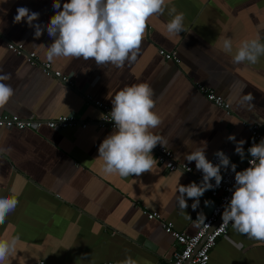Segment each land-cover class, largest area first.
Wrapping results in <instances>:
<instances>
[{
	"label": "crops",
	"instance_id": "0c3cea01",
	"mask_svg": "<svg viewBox=\"0 0 264 264\" xmlns=\"http://www.w3.org/2000/svg\"><path fill=\"white\" fill-rule=\"evenodd\" d=\"M64 2L60 0L61 7ZM172 4L184 13V31L167 32L171 19L167 9L150 17L136 60L123 67L55 58L53 67L74 83L71 86L46 76L39 66L8 49L9 42L21 43L48 61L45 53L52 38L46 25L57 11L53 0H0V74L11 75L3 82L14 89L0 115L51 119L75 114L89 122L86 128L65 130L0 127V195L19 194L15 210L0 224V238L20 237L11 264H121L128 256L137 264H169L174 238L145 212H158L179 231L194 234L200 227L197 216L203 212L206 217L213 204L205 191L196 209L186 195L188 207L178 206V184L193 182L199 171L185 157L206 144L208 159L222 148L231 152L234 163H243L227 136L244 139L245 149L250 130L244 122L264 123V56L255 64L233 63L232 56L245 39L259 35L264 43V0H172ZM20 6L40 14L33 22L43 29L38 38L26 21L13 22ZM225 38L232 40V53L222 49ZM162 48L176 51L178 61L161 55ZM144 82L153 89L154 110L162 119L151 131L168 141L166 147L176 161L191 165L193 174L168 171L158 162L139 176L102 173L98 147L113 129L98 126L100 111L86 95L112 107L116 92ZM200 85L225 98L230 112L209 101ZM249 94L251 102L244 100ZM211 262L264 264V243L232 228L218 239Z\"/></svg>",
	"mask_w": 264,
	"mask_h": 264
},
{
	"label": "clouds",
	"instance_id": "9594fccd",
	"mask_svg": "<svg viewBox=\"0 0 264 264\" xmlns=\"http://www.w3.org/2000/svg\"><path fill=\"white\" fill-rule=\"evenodd\" d=\"M53 8L57 11L46 25L52 38L45 53L49 62L59 57L83 58L94 60L97 66L110 63L123 67L126 61L136 60L148 19L163 15L166 9L171 17L166 24L167 32L177 35L184 31V13L177 11L172 0H66L62 7L60 0H53ZM39 15L20 6L16 9L13 22L26 21L29 27H34V36L38 38L43 29L41 24L33 22L38 20ZM222 49L232 53V40L225 38ZM260 56H264V43L257 35L240 42L232 62L255 64ZM10 79V74H0V108L14 95L12 86L3 82ZM153 95L150 84L144 82L125 86L112 97L109 114L114 121V130L98 147L102 173L120 177L139 176L150 172L157 163L153 149L158 144L165 148L168 141L151 131L162 123L154 110ZM252 99L250 94L244 97L249 102ZM227 140L235 143V153L243 160L246 141H237L235 134H229ZM206 147V144L198 147L185 157L188 162H195L203 178L199 184L195 181L187 185L178 184V206L181 210L188 207L186 195L193 200L191 207L196 209L205 191L220 186L223 178L221 168L227 171L230 167L235 173V185L222 212V225L226 228L231 223L236 232L264 243V138L247 149L251 157L250 166L240 171L222 150L214 153L219 160L214 164L206 157ZM212 180L215 184L211 183ZM18 195L15 191L0 195V224L15 210L19 203ZM208 204L210 201L206 200L205 205ZM205 219L201 212L196 220L204 223ZM19 241L18 235L0 238V264H11L10 257L16 252ZM121 264H137V261L128 256Z\"/></svg>",
	"mask_w": 264,
	"mask_h": 264
},
{
	"label": "built area",
	"instance_id": "2783aa9c",
	"mask_svg": "<svg viewBox=\"0 0 264 264\" xmlns=\"http://www.w3.org/2000/svg\"><path fill=\"white\" fill-rule=\"evenodd\" d=\"M8 49L12 52L23 56L33 66H39L44 74L48 77H54L57 79L70 84L74 83L62 73L53 67V64L49 61H42L36 52L26 50L25 46L21 43L9 42ZM159 53L169 60H177L176 51H167L166 49H160ZM200 91L216 106L223 108L226 112H230V104L221 95L216 94L211 88L200 85ZM86 100L94 104V106L100 111V117L97 121L99 127H109L114 130V121H111L110 111L111 106L104 103L101 100L94 99L91 95H86ZM89 122L81 121V119L75 114H63L51 119H41L35 116L27 118L21 117L17 114H2L0 115V127L7 129H18V130H40L43 127H48L54 130H65L74 126H81L86 128ZM245 126L249 127L250 138L245 146V158L243 163H234L232 161L231 152L227 149L219 148L230 158V162L236 164V170L240 171L245 169L249 165L250 155L247 149L255 142L259 143L264 138V123L244 122ZM217 151V150H216ZM215 151V152H216ZM214 152V153H215ZM156 160L159 165L163 166L168 171L182 170L187 174H193L194 169L191 165L180 163L176 161L174 153L167 147H162L159 144L153 149ZM214 164L219 163L218 158L213 154L209 159ZM222 182L218 188L207 190L212 199V207L209 214L206 215L204 223H198L199 229L194 234H187L186 232L179 231L175 228L173 222L162 218L158 212L146 211V215L149 219H156L161 222L163 229L170 234L175 241L174 252L172 259L169 264H212L211 262V251L216 246L217 241L220 237L226 236L232 224L229 223L225 228L222 225V212L224 206L230 201L235 185V173L229 169L221 168ZM203 178L201 171L195 173L194 181L200 183ZM211 183L215 184L212 180ZM35 264H45V261H40ZM103 264H120L118 262H105Z\"/></svg>",
	"mask_w": 264,
	"mask_h": 264
}]
</instances>
